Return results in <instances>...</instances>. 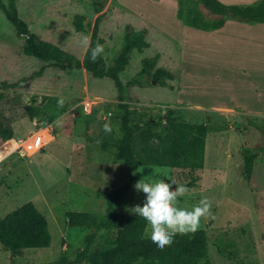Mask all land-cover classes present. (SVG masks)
Listing matches in <instances>:
<instances>
[{
	"label": "rangeland",
	"instance_id": "1",
	"mask_svg": "<svg viewBox=\"0 0 264 264\" xmlns=\"http://www.w3.org/2000/svg\"><path fill=\"white\" fill-rule=\"evenodd\" d=\"M179 8L200 23L221 18L193 0H16L35 41L51 42L71 55L63 68L47 66L34 78L29 76L43 62L24 54L25 37L16 36L0 10V124L11 138L24 137L33 120L24 108L41 103L33 117L52 136L42 151L0 163V217L32 202L46 217L50 246L14 254L0 245V264H86L76 254L93 232L90 217L104 213L107 194L128 179L116 155L123 130L113 81L66 67L82 63L88 47L82 40L87 37L89 43L98 16L102 70L112 64L126 25L147 31V48L132 51L119 73L132 149L140 161L136 182L185 185L189 192L180 206L189 210L207 200L210 214L201 217L198 230L207 234L211 264H264V29L259 28L264 24L204 31L184 25L177 18ZM75 14L84 17L80 32L72 24ZM155 55L156 65L140 73L142 59ZM20 80L21 87L7 86ZM84 102H90L88 112L80 108ZM182 122L208 126L201 169L189 166L182 155L177 166L171 164L167 135L172 124ZM106 124L111 132L104 130ZM7 140L0 136L1 153L12 147ZM251 153L257 156L247 180L244 157ZM143 199L133 186L113 211L133 214L130 209Z\"/></svg>",
	"mask_w": 264,
	"mask_h": 264
},
{
	"label": "trees",
	"instance_id": "2",
	"mask_svg": "<svg viewBox=\"0 0 264 264\" xmlns=\"http://www.w3.org/2000/svg\"><path fill=\"white\" fill-rule=\"evenodd\" d=\"M202 6L210 15L219 16L220 19L213 23H200L189 19L183 14L182 9L177 11V18L184 25L204 31L221 28L224 18L238 19L247 23H264V0L253 4H225L220 0H193ZM0 10L6 20L12 25L16 36L25 37L23 52L43 62L39 70L33 72L29 78L41 76L47 66L63 68L71 59V55L51 42L39 43L35 41L27 23L19 17L16 9V0H7L5 4L0 0ZM84 17L75 14L72 24L76 32L83 29ZM100 17L95 19L88 47L83 56L82 63L75 60L73 64L66 65L69 69L82 67L86 72L96 78H110L117 91L118 108L120 110V127L123 136L117 145V157L122 160L128 171L127 181L117 189L111 190L106 197V210L104 213L91 215L90 224L93 232L85 237L84 247L76 254V260L86 264H211L207 252V234L199 229L186 235L177 234L173 243L158 251L145 236L147 225L134 214L120 216L113 211L114 203L121 199L136 183L135 170L140 161L134 157L132 149L133 129L129 125L128 105L124 102V85L119 78V73L124 69L132 51L139 53L147 48L145 40L146 29L134 31L130 25L125 26V34L112 64L105 70L99 66L100 55L93 61L92 49L101 43L97 37ZM158 55L142 59L140 73L148 74L156 65ZM170 76V75H168ZM22 80L10 83L8 87H21ZM129 85H131L129 83ZM42 110L39 105L25 106L24 112L32 119L36 112ZM49 120V118H47ZM151 124V121L148 122ZM208 126L204 123H177L171 125L167 135V144L171 152V164L177 166L176 160L183 156L185 163L192 168L203 167L205 138ZM0 136L11 139V133L0 124ZM264 151V143L262 146ZM256 153L244 157V176L251 177ZM51 234L48 229L46 217L32 202H26L12 210L7 215L0 217V245L7 251L20 254L24 249H42L50 246ZM95 244V247H92Z\"/></svg>",
	"mask_w": 264,
	"mask_h": 264
},
{
	"label": "clouds",
	"instance_id": "3",
	"mask_svg": "<svg viewBox=\"0 0 264 264\" xmlns=\"http://www.w3.org/2000/svg\"><path fill=\"white\" fill-rule=\"evenodd\" d=\"M84 46L88 45V39L82 40ZM102 51V46L97 45L92 49L94 61ZM106 132H111L109 125L104 126ZM134 188L143 194L142 204L131 208L130 211L138 216L147 225V238L158 251L173 243L177 235L194 233L200 227L201 217L210 214V204L202 199L190 210L180 206V198L184 197L189 189L183 184L175 182H148L138 180Z\"/></svg>",
	"mask_w": 264,
	"mask_h": 264
},
{
	"label": "built area",
	"instance_id": "4",
	"mask_svg": "<svg viewBox=\"0 0 264 264\" xmlns=\"http://www.w3.org/2000/svg\"><path fill=\"white\" fill-rule=\"evenodd\" d=\"M39 105V104H37ZM85 111H89L90 102H84L80 105ZM51 134L46 125L37 122V119L32 120V128L22 138H11L7 142H12V147L5 153L0 152V163L4 162L9 157H23L42 151L50 142Z\"/></svg>",
	"mask_w": 264,
	"mask_h": 264
},
{
	"label": "crops",
	"instance_id": "5",
	"mask_svg": "<svg viewBox=\"0 0 264 264\" xmlns=\"http://www.w3.org/2000/svg\"><path fill=\"white\" fill-rule=\"evenodd\" d=\"M248 1H253V2L250 3V4H253V3H256L258 0H248ZM242 5H246V4L242 3ZM230 19H232V18H230ZM235 20H238V19H235ZM236 22H239V23H236L235 24V23H231V21L230 22L227 21V22H225V24L221 28H218L217 31L218 32L224 31L226 29V27H227L228 24H230L232 26H235L237 29H241L242 28L241 27V24H245L246 25L244 29H258V28H255V26H249V25H247V24H255V23H247V22L240 21V20H238ZM260 24H264V23H260ZM259 28L264 29V26L263 27H259Z\"/></svg>",
	"mask_w": 264,
	"mask_h": 264
}]
</instances>
